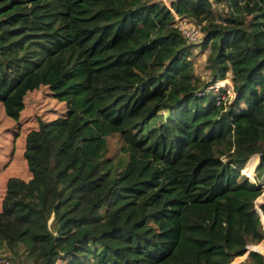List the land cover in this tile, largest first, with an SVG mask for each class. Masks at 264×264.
<instances>
[{
    "label": "trees",
    "instance_id": "16d2710c",
    "mask_svg": "<svg viewBox=\"0 0 264 264\" xmlns=\"http://www.w3.org/2000/svg\"><path fill=\"white\" fill-rule=\"evenodd\" d=\"M224 80L230 95L206 89ZM40 86L63 109L32 118L25 171L5 180L16 264H230L262 247L264 0H0L4 115Z\"/></svg>",
    "mask_w": 264,
    "mask_h": 264
},
{
    "label": "rangeland",
    "instance_id": "374dc122",
    "mask_svg": "<svg viewBox=\"0 0 264 264\" xmlns=\"http://www.w3.org/2000/svg\"><path fill=\"white\" fill-rule=\"evenodd\" d=\"M162 2L165 6L169 7V3L172 0H156ZM215 9L219 10V5L213 6ZM203 52L195 48L192 51L193 62L195 65V73L198 77L206 79L207 71L204 69V59ZM231 94V92H230ZM228 94V95H230ZM63 106L56 101L50 94L49 90L45 87L40 86L36 90L28 92L24 97V107L19 113L18 119L14 120L4 115L2 105L0 104V204L2 197V190L4 188L5 180L9 176H15L21 174L25 171L24 160L21 156L23 137L26 133L27 128L32 124V118L42 115L43 117L53 118L60 114ZM110 149L109 153L114 151L115 139L110 137L108 139ZM257 157L258 155H254ZM252 171L247 176L244 168L241 173L246 175V177L253 181ZM264 193V185H263ZM51 222V221H50ZM262 244V247L255 250L252 246H247V251H257L259 253L264 249V239L258 243ZM256 244V245H258ZM9 251L0 243V264H16L15 259H10ZM246 254L236 257L230 264H238L245 258ZM55 264H61V261H57Z\"/></svg>",
    "mask_w": 264,
    "mask_h": 264
},
{
    "label": "built area",
    "instance_id": "2783aa9c",
    "mask_svg": "<svg viewBox=\"0 0 264 264\" xmlns=\"http://www.w3.org/2000/svg\"><path fill=\"white\" fill-rule=\"evenodd\" d=\"M175 24L177 29L184 35V37L189 41V42H195L199 35V31L198 28L194 25L191 24L190 22L187 21V19H179L177 17H175ZM224 85H226L229 89L226 90L227 94H230V85L228 80H224V81H218V82H214L212 84L207 85L206 89L207 90H212L214 92H218L219 89L221 87H223ZM219 96H216V103L218 104L220 101Z\"/></svg>",
    "mask_w": 264,
    "mask_h": 264
},
{
    "label": "water",
    "instance_id": "95a60500",
    "mask_svg": "<svg viewBox=\"0 0 264 264\" xmlns=\"http://www.w3.org/2000/svg\"><path fill=\"white\" fill-rule=\"evenodd\" d=\"M258 212H259V211H258ZM252 251H254V250H252ZM248 252H249V251H247L245 254L247 255V254H248ZM256 252H257V251H256Z\"/></svg>",
    "mask_w": 264,
    "mask_h": 264
},
{
    "label": "crops",
    "instance_id": "0c3cea01",
    "mask_svg": "<svg viewBox=\"0 0 264 264\" xmlns=\"http://www.w3.org/2000/svg\"><path fill=\"white\" fill-rule=\"evenodd\" d=\"M257 246V245H256Z\"/></svg>",
    "mask_w": 264,
    "mask_h": 264
}]
</instances>
